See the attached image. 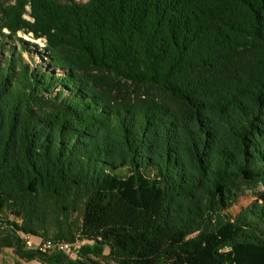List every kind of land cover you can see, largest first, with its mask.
I'll use <instances>...</instances> for the list:
<instances>
[{
  "label": "trees",
  "instance_id": "1",
  "mask_svg": "<svg viewBox=\"0 0 264 264\" xmlns=\"http://www.w3.org/2000/svg\"><path fill=\"white\" fill-rule=\"evenodd\" d=\"M261 185L264 0H0L15 264H264Z\"/></svg>",
  "mask_w": 264,
  "mask_h": 264
},
{
  "label": "rangeland",
  "instance_id": "2",
  "mask_svg": "<svg viewBox=\"0 0 264 264\" xmlns=\"http://www.w3.org/2000/svg\"><path fill=\"white\" fill-rule=\"evenodd\" d=\"M84 1H87V0H84ZM27 18H30L29 15H26ZM6 32H8V30L6 29L5 30ZM19 35H22L25 39L27 40H30L34 43H37L40 47L44 46L45 45V41L44 40H34L32 39L31 37L30 38H27L23 33L19 32ZM37 49V47H32V49ZM32 55L36 61H46V59H44V57H41L39 53H35V52H26L24 55L26 57H28V55ZM43 58V59H42ZM258 191H264V186L261 185L259 186L257 189H254V190H250V189H247L245 190L239 197H238V200H237V205L235 207V209H239L240 207L242 206H246L250 203H252L255 199H256V192ZM12 217H10L11 219ZM109 250L107 249V252ZM23 264H41L37 261H31V262H25L23 261L22 262ZM0 264H15L14 262V257H13V254H12V250L10 249H6L4 250L3 252H0Z\"/></svg>",
  "mask_w": 264,
  "mask_h": 264
},
{
  "label": "built area",
  "instance_id": "3",
  "mask_svg": "<svg viewBox=\"0 0 264 264\" xmlns=\"http://www.w3.org/2000/svg\"><path fill=\"white\" fill-rule=\"evenodd\" d=\"M79 244H81V242L71 243L61 240L44 239L43 237L26 236L27 247H34L42 252L48 253L62 251L75 256Z\"/></svg>",
  "mask_w": 264,
  "mask_h": 264
},
{
  "label": "bare ground",
  "instance_id": "4",
  "mask_svg": "<svg viewBox=\"0 0 264 264\" xmlns=\"http://www.w3.org/2000/svg\"><path fill=\"white\" fill-rule=\"evenodd\" d=\"M27 38H30L29 36L26 35Z\"/></svg>",
  "mask_w": 264,
  "mask_h": 264
}]
</instances>
